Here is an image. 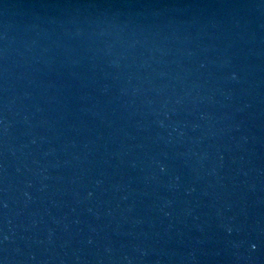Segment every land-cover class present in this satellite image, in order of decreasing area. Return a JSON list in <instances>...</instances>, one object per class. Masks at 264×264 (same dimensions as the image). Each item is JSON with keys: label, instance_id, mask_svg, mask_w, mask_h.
I'll return each instance as SVG.
<instances>
[{"label": "water", "instance_id": "1", "mask_svg": "<svg viewBox=\"0 0 264 264\" xmlns=\"http://www.w3.org/2000/svg\"><path fill=\"white\" fill-rule=\"evenodd\" d=\"M0 264H264V0H0Z\"/></svg>", "mask_w": 264, "mask_h": 264}]
</instances>
